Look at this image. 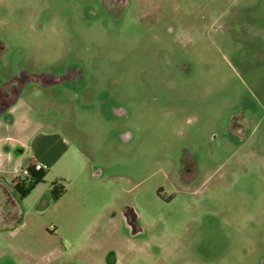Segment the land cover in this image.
<instances>
[{"label": "rangeland", "instance_id": "rangeland-1", "mask_svg": "<svg viewBox=\"0 0 264 264\" xmlns=\"http://www.w3.org/2000/svg\"><path fill=\"white\" fill-rule=\"evenodd\" d=\"M108 2L0 0V135L67 143L15 152L0 264H264V0Z\"/></svg>", "mask_w": 264, "mask_h": 264}, {"label": "crops", "instance_id": "crops-1", "mask_svg": "<svg viewBox=\"0 0 264 264\" xmlns=\"http://www.w3.org/2000/svg\"><path fill=\"white\" fill-rule=\"evenodd\" d=\"M5 85L1 88V91H0L2 92V95H0V112H2L1 114H4V116L6 117L8 121L12 122L13 117H15L13 116V114L15 115L19 106L17 102L14 101L15 92H11L7 95H4L3 88L5 87ZM10 95H12L13 99H11L12 101H7L6 103V100L8 99V96ZM3 122H5V120H3L0 117V126L4 125ZM39 124H42V122H39ZM49 138H52L53 140ZM39 142L40 144H45V146L53 142L54 144L52 145V147L53 146L55 147L49 151H54L57 145H67V143L64 140L60 139V136L57 133H47V132H40V131L35 130L33 134L30 133V135H27L26 138H23V139H19V138L13 139V137L11 136L0 135V191H2L3 187L5 186L8 188V190L11 193L13 194L18 193V192H15L14 178L16 177L18 178L19 176L23 177L26 174L22 172L23 170L22 160L20 159L18 155L15 154V152L24 153L25 150L31 149V148L35 152ZM32 143L33 145H31ZM45 157L48 158L50 156L45 155ZM34 160L42 163L43 165V161L40 159L39 155L36 153V155H34L33 158L29 160L28 166L33 165ZM8 177L10 180H8ZM2 192L1 194L4 193ZM10 192L4 193L3 194L4 197L0 195V198H1L0 201L3 202L5 205L9 203V200H14L11 197H10L11 199L9 198L8 195L10 194Z\"/></svg>", "mask_w": 264, "mask_h": 264}, {"label": "trees", "instance_id": "trees-1", "mask_svg": "<svg viewBox=\"0 0 264 264\" xmlns=\"http://www.w3.org/2000/svg\"><path fill=\"white\" fill-rule=\"evenodd\" d=\"M28 175L26 177L19 176L17 180H15V187L19 193L20 198H24L28 196V194L37 186L38 183L43 181L45 176V169H35L34 165H30L27 168ZM65 189L63 185H54L53 194L54 198L58 199L63 193Z\"/></svg>", "mask_w": 264, "mask_h": 264}, {"label": "flooded vegetation", "instance_id": "flooded-vegetation-1", "mask_svg": "<svg viewBox=\"0 0 264 264\" xmlns=\"http://www.w3.org/2000/svg\"><path fill=\"white\" fill-rule=\"evenodd\" d=\"M124 3H126V0H109V2L106 4V7L108 10L112 11L115 8L121 7ZM3 51H4V44H3V41L0 40V57L3 53ZM8 92H11V91L8 90ZM15 192H18L16 187H15ZM12 202H13V200H12ZM128 208H129L128 209L129 211L127 213H125V217H127V219H129V221H132L131 224H132L133 232H139L140 229H138L137 225L134 223V222H136V219L138 217L137 213L135 212V210L132 207H128ZM8 215L9 214H4L2 219H5V220H2L1 222H4L6 220L8 221V218H7ZM130 219H132V220H130Z\"/></svg>", "mask_w": 264, "mask_h": 264}, {"label": "built area", "instance_id": "built-area-1", "mask_svg": "<svg viewBox=\"0 0 264 264\" xmlns=\"http://www.w3.org/2000/svg\"><path fill=\"white\" fill-rule=\"evenodd\" d=\"M33 165L35 166V169H37V170L42 169V168L44 167V166L42 165V163H40V162H38V161H36V160H34ZM27 175H28V172H27L26 175H24V177H26Z\"/></svg>", "mask_w": 264, "mask_h": 264}]
</instances>
